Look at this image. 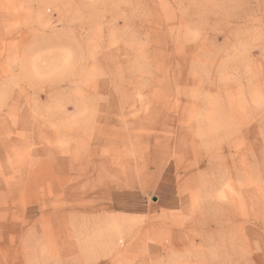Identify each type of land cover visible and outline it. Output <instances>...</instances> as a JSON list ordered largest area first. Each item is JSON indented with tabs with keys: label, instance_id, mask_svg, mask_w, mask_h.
<instances>
[{
	"label": "rangeland",
	"instance_id": "1",
	"mask_svg": "<svg viewBox=\"0 0 264 264\" xmlns=\"http://www.w3.org/2000/svg\"><path fill=\"white\" fill-rule=\"evenodd\" d=\"M0 264H264V0H0Z\"/></svg>",
	"mask_w": 264,
	"mask_h": 264
},
{
	"label": "crops",
	"instance_id": "2",
	"mask_svg": "<svg viewBox=\"0 0 264 264\" xmlns=\"http://www.w3.org/2000/svg\"><path fill=\"white\" fill-rule=\"evenodd\" d=\"M172 176V175H171ZM168 177H170V175H168L167 174V172H166V170L164 171V172H162V175H161V177H160V179H159V181H158V184H159V186H161V192H162V194L160 195L162 198H165L164 196H170L169 198H168V200H167V202H166V204L168 203V202H170L171 200H173V193L171 192V193H167V191H168V188L171 186V188H172V183L170 182L171 180V178H168ZM161 197H159V198H156L157 199V201L159 200H161ZM165 204V205H166ZM176 204V200H174L173 202L171 201L169 204H167L169 207L171 206V207H173L174 205ZM168 208V207H167Z\"/></svg>",
	"mask_w": 264,
	"mask_h": 264
},
{
	"label": "water",
	"instance_id": "3",
	"mask_svg": "<svg viewBox=\"0 0 264 264\" xmlns=\"http://www.w3.org/2000/svg\"><path fill=\"white\" fill-rule=\"evenodd\" d=\"M154 201H157V199H156V198H154Z\"/></svg>",
	"mask_w": 264,
	"mask_h": 264
}]
</instances>
